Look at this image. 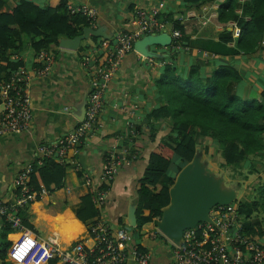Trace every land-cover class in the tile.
Here are the masks:
<instances>
[{"label": "crops", "instance_id": "crops-1", "mask_svg": "<svg viewBox=\"0 0 264 264\" xmlns=\"http://www.w3.org/2000/svg\"><path fill=\"white\" fill-rule=\"evenodd\" d=\"M18 1L6 0L3 9L11 11ZM30 1L41 6H55L59 2ZM67 3L91 6L96 11V26H104L111 38L90 37L82 40L76 50L51 43L48 50L53 53L54 60L45 76L35 74L34 68L40 62L28 40L22 49L11 54L10 58L14 61L20 60V66L27 68L31 75L29 89L32 121L27 130L0 137V200L8 203L17 197L14 183L17 174L41 156L38 151L39 144L49 143L66 135L77 123L72 109L83 93L90 91L93 77L91 67L83 63L84 59H89L90 63L95 60L103 61L113 45L114 33L119 29L128 30L133 27V16L137 8L160 6L162 14H170L184 24L186 40L182 41L183 46L179 49L173 46V42L165 47L151 46L157 54L154 57H144L133 50L122 58L104 92L95 126L74 150L75 157L64 160L69 164L64 189L54 193L43 192L39 199L22 209L29 216L28 220L32 225L31 229L25 227L27 231L42 240L56 236L62 247L80 239L90 244L86 226L76 218L74 210L80 203L79 198L88 188L98 186L103 181L102 171L110 156L119 158L121 165L102 199L99 217L112 229L126 225L128 206L136 196L135 184L146 167L148 154L168 132L169 120L155 121L154 128L157 133L155 140L151 141V127L146 116L150 109L163 103V99L157 94L154 81L162 72L163 64L170 62L173 52H176V65L183 69L197 58L203 59L205 74L223 62L232 63L242 76L238 93L243 97H259L264 89V50L237 53L233 42L223 43L218 39L223 30L232 32L233 25L231 22L222 23L216 20L217 2H207L198 7L185 4L183 0H67ZM165 27L170 33L172 25L168 20ZM127 121H132L136 128L131 137H128ZM132 138L142 140L144 147L134 145ZM127 141V145H124ZM84 151L88 178L83 175L81 180L77 176L78 170L83 169L78 162V156ZM104 154H107V158L103 157ZM158 221L159 218H155V228L151 233L135 236V242L150 252L149 264H171L173 242L158 230ZM62 224L64 228L66 226L65 230L76 229V235L68 242L60 235ZM4 227V221L0 218V242ZM6 237L12 243L16 240L12 238L18 237V234L12 232ZM126 264L134 263L128 261Z\"/></svg>", "mask_w": 264, "mask_h": 264}, {"label": "trees", "instance_id": "trees-1", "mask_svg": "<svg viewBox=\"0 0 264 264\" xmlns=\"http://www.w3.org/2000/svg\"><path fill=\"white\" fill-rule=\"evenodd\" d=\"M5 2L0 0V81L7 79L21 65L20 60L14 61L10 56L22 49L26 40L37 54L47 50L51 43L57 45L61 37L72 38L80 34L83 27L90 26L84 14L68 10L67 0H59L55 6H41L30 0H19L11 11L3 9ZM183 2L196 7L207 2H217L216 20L222 23L233 22L239 28L238 36L234 37L231 31L225 29L218 35V39L223 43L233 42L237 53L264 50V0ZM161 16L171 23L172 29L181 32V43L186 40L184 24L179 19L172 18L170 14L161 13ZM175 54H171L170 62L163 64L162 72L154 81L163 103L147 113L146 118L151 127L150 140L156 137L155 121L169 120L170 123L166 136H162L148 154L146 167L135 184L138 205L133 237L135 239V236L140 237L154 230L155 218L161 217L162 209L169 204V188L176 174L194 158L199 138L203 137L214 142L224 166L238 170L243 162L247 164L248 161L250 169L257 168L262 181L258 188V199L239 201L237 212L242 220L243 236L260 241L264 246V214H258L261 206L264 212V172L258 170L264 167V89L259 97H243L238 93L242 76L232 63L223 62L205 74L203 59L197 58L183 69L176 65ZM132 142L138 147H144L142 140L132 138ZM125 143L127 145L128 141ZM131 154L135 155L133 152ZM66 155V159L75 157L72 149ZM103 157L107 158V154ZM68 166V163L60 162L55 155L40 156L32 162L27 185L37 192L36 199L40 198L42 189L47 193L64 189ZM85 174L83 169L77 172L81 180ZM109 183L103 180L98 186H90L79 198L80 203L74 213L87 228L101 214L97 202L98 193L106 191ZM15 191L20 192V188ZM19 214L24 227L31 229L29 216L22 210ZM4 224L0 264H11L6 260L11 245L6 236L13 230L8 223ZM57 263L58 258L53 255L47 264Z\"/></svg>", "mask_w": 264, "mask_h": 264}, {"label": "built area", "instance_id": "built-area-1", "mask_svg": "<svg viewBox=\"0 0 264 264\" xmlns=\"http://www.w3.org/2000/svg\"><path fill=\"white\" fill-rule=\"evenodd\" d=\"M71 13L84 14L90 26L96 27V11L87 4L68 5ZM160 6L137 8L133 16V27L128 30H117L113 35V45L103 61L95 60L83 63L91 67V89L83 121L77 122L66 135L49 143H41L38 151L41 156L55 155L63 162L70 149L81 144L95 126L97 116L103 104V95L108 82L117 71L122 58L133 51V43L147 33L166 31V20L159 17ZM232 35H239L238 26L232 22ZM173 46L176 49L183 45L181 32L171 29ZM264 43V41H263ZM40 65L34 68L35 74L45 76L49 73L54 56L51 51L41 50L37 53ZM30 72L24 66H18L7 79L0 81V137L5 134H19L27 130L32 121L31 95L29 82ZM129 134L135 133V125L127 121ZM121 165L119 158L111 157L102 171V180L110 182ZM32 164H27L17 174L15 187L20 188L14 201L8 203L0 200V218L8 223L18 234L7 250V260L11 264H47L55 255L58 262L68 264H149L151 254L135 242L132 230L126 225L115 229L96 218L90 227H86L90 244L83 239L74 240L62 247L56 236L42 240L22 223L19 211L36 199L37 192L28 185ZM88 178V175L85 174ZM46 192L44 189L40 192ZM106 191L98 193L97 202L102 203ZM216 205L210 211L208 220L198 222L185 229L179 243H172L171 264H264V246L260 241L246 238L242 234V220L237 212V205Z\"/></svg>", "mask_w": 264, "mask_h": 264}, {"label": "water", "instance_id": "water-1", "mask_svg": "<svg viewBox=\"0 0 264 264\" xmlns=\"http://www.w3.org/2000/svg\"><path fill=\"white\" fill-rule=\"evenodd\" d=\"M90 37L110 39L111 35L106 33V29L102 25L85 26L80 34L72 38L61 37L58 45L61 48L76 50L82 40ZM172 40L171 34L167 31L147 33L134 41L133 50L144 57H154L157 54L153 52L151 46H169ZM88 92L86 90L83 93L80 101L72 109L76 122H81L84 119ZM198 150L197 148V152ZM196 156L197 153L178 172L173 185L169 188V204L162 209V215L156 223L158 230L174 243L180 242L185 229L195 226L198 222L208 220L209 211L214 206L227 205L235 199L233 190L232 194L226 198L212 187L211 176L201 170L202 168L196 163ZM85 160L86 152L84 151L78 156V162L84 170L88 167ZM137 205L138 197L136 195L127 210L126 228L128 230H133L136 227Z\"/></svg>", "mask_w": 264, "mask_h": 264}, {"label": "rangeland", "instance_id": "rangeland-1", "mask_svg": "<svg viewBox=\"0 0 264 264\" xmlns=\"http://www.w3.org/2000/svg\"><path fill=\"white\" fill-rule=\"evenodd\" d=\"M166 136V135H164ZM197 148L199 149L196 156V163L202 168L201 170L211 176L212 187L216 189L223 197L235 195V202L237 205L239 201H252L258 199V188L262 181L259 179L256 167L250 169L249 162H243L238 170H233L230 167L223 165V159L217 151V148L212 140L209 138H199ZM255 158L252 162H254ZM264 172V167L258 169ZM245 175V177H243ZM177 176V174H176ZM176 178V177H175ZM259 216H263L262 206L258 212ZM16 232V230H13Z\"/></svg>", "mask_w": 264, "mask_h": 264}, {"label": "bare ground", "instance_id": "bare-ground-1", "mask_svg": "<svg viewBox=\"0 0 264 264\" xmlns=\"http://www.w3.org/2000/svg\"><path fill=\"white\" fill-rule=\"evenodd\" d=\"M60 221H62L63 222V220H62V218H60ZM59 221V222H60ZM61 222V223H62ZM66 224V223H65ZM64 224V225H65ZM62 227L63 228H61L60 230V235L63 237V240L64 241H66V242H68L69 240H71L75 235H76V229H73V230H70V231H68V229L67 230H65V228H66V226H65V228H64V226H63V224H62ZM62 231H64V232H62ZM62 232V233H61Z\"/></svg>", "mask_w": 264, "mask_h": 264}]
</instances>
